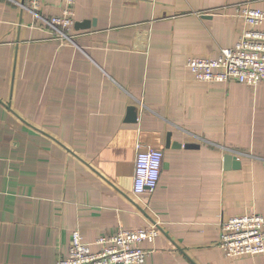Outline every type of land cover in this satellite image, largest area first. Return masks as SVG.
Here are the masks:
<instances>
[{"label":"crops","instance_id":"crops-1","mask_svg":"<svg viewBox=\"0 0 264 264\" xmlns=\"http://www.w3.org/2000/svg\"><path fill=\"white\" fill-rule=\"evenodd\" d=\"M24 4L0 0V264H56L74 230L95 252L96 239L149 225L159 235L144 264H264L218 247L222 221L264 217V85L198 82L186 67L234 48L235 7L264 0H76L74 21L90 25L71 42ZM137 144L163 153L139 197Z\"/></svg>","mask_w":264,"mask_h":264},{"label":"built area","instance_id":"built-area-1","mask_svg":"<svg viewBox=\"0 0 264 264\" xmlns=\"http://www.w3.org/2000/svg\"><path fill=\"white\" fill-rule=\"evenodd\" d=\"M56 0H26L24 8L53 30L61 42H71L69 35L74 27L73 7L76 0H59L60 15L41 17L38 10L42 3ZM236 16L244 22L234 48L224 50L218 58H190L186 67L198 82L227 83L233 81L247 87L264 85V10L247 5H237ZM132 193L135 197L151 194L157 187L163 153L157 149L136 145ZM159 235L155 225L133 230H119L112 235L96 239L98 250L91 251L83 243L78 230L71 233L67 256L56 264H144ZM218 247L227 259L254 257L264 254V217L245 214L231 217L220 224Z\"/></svg>","mask_w":264,"mask_h":264},{"label":"water","instance_id":"water-1","mask_svg":"<svg viewBox=\"0 0 264 264\" xmlns=\"http://www.w3.org/2000/svg\"><path fill=\"white\" fill-rule=\"evenodd\" d=\"M90 23L88 21H83V22H75L74 23V29H87L89 28ZM137 120V111L135 107H129L127 109V116H126V122L127 123H135ZM223 167L225 170H237L239 168V162L237 159L230 155L226 154L223 157Z\"/></svg>","mask_w":264,"mask_h":264}]
</instances>
